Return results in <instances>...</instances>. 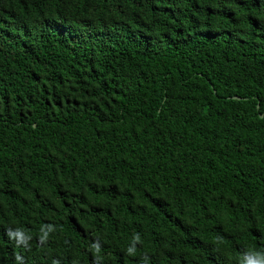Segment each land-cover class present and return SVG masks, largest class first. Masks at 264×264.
I'll return each instance as SVG.
<instances>
[{
	"label": "trees",
	"instance_id": "1",
	"mask_svg": "<svg viewBox=\"0 0 264 264\" xmlns=\"http://www.w3.org/2000/svg\"><path fill=\"white\" fill-rule=\"evenodd\" d=\"M258 257L264 0H0V264Z\"/></svg>",
	"mask_w": 264,
	"mask_h": 264
},
{
	"label": "clouds",
	"instance_id": "2",
	"mask_svg": "<svg viewBox=\"0 0 264 264\" xmlns=\"http://www.w3.org/2000/svg\"><path fill=\"white\" fill-rule=\"evenodd\" d=\"M10 235H13V233H10ZM15 235L18 236V237H22V233L19 232V231H17L15 233ZM136 239L138 240L139 237L137 236ZM18 242H20V240H18ZM94 247L97 249V251L99 250V245H94ZM132 251H133V249L130 248L129 252L131 253ZM248 264H264V257H258L255 260L250 259Z\"/></svg>",
	"mask_w": 264,
	"mask_h": 264
},
{
	"label": "water",
	"instance_id": "3",
	"mask_svg": "<svg viewBox=\"0 0 264 264\" xmlns=\"http://www.w3.org/2000/svg\"><path fill=\"white\" fill-rule=\"evenodd\" d=\"M232 98L236 99V100H241L242 99V98H239V97H232ZM258 108H260V107L258 106ZM261 117H263V115Z\"/></svg>",
	"mask_w": 264,
	"mask_h": 264
}]
</instances>
